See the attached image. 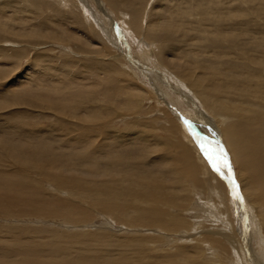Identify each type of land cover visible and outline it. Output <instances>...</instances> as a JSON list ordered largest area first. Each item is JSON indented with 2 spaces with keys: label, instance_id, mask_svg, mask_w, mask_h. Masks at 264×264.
Returning <instances> with one entry per match:
<instances>
[{
  "label": "rangeland",
  "instance_id": "rangeland-1",
  "mask_svg": "<svg viewBox=\"0 0 264 264\" xmlns=\"http://www.w3.org/2000/svg\"><path fill=\"white\" fill-rule=\"evenodd\" d=\"M197 8L203 11V16H206L205 21H201L199 23L197 22L196 19L199 13V11H195ZM225 13H227L228 16H221V14L224 15ZM153 17L155 18L154 21L152 20ZM240 19L242 21H240ZM246 19L248 22L252 20L250 23H246L247 30L253 33L251 35L253 38L257 37L254 40V47L257 45L256 48L258 50L255 49V51L252 52V55H257V59L262 61L264 60V52H262L264 51V0H0V165L4 164V166L1 165L3 166V169H0V171L6 172L5 168H7L9 164L11 165L10 168L8 167L10 169V172H8L7 175L9 176L7 178L8 183L5 184V190L0 188L1 191H5L7 193L9 191L6 190L7 185L10 188L11 183L14 185L19 181L20 183L23 181V184L31 182L35 187L36 185H39V188L42 187V189L45 190L44 193L41 192L42 189L40 191L41 196L43 197H47L45 196V193L47 192L48 194L50 193L49 196L53 195L54 190L50 189L49 185H46L47 182L50 184L49 181L45 177H36L34 174L30 175L29 171L25 169L17 158L21 160V158L31 156L32 158L35 157L43 160L46 155L50 157V154H52L51 157L57 158L60 154L62 158L59 157L57 159L60 162L57 165L58 168H65V170H71L73 168L78 169V164H76L73 159L74 154L76 153L70 145L71 138H67V136L69 137L71 134L67 135V133H73V137H77L79 139L80 147H76L75 149L80 151H83L84 149L85 151L87 148L86 134L83 132L87 131V128L80 126V122L77 120L76 116L79 118L82 115L88 120L90 117L93 118L92 116H96L99 125L103 124L94 128V130H99V133L101 131L100 134L97 133L99 135L103 133V129L105 131H123L125 128L130 127L133 129V121L135 122V128L133 130L134 137L129 140L130 142L127 141L123 145L124 147L121 146L120 148L118 144H114V139H99V142L95 143L92 148L94 146H100L97 155L100 157L104 156V159L105 156L109 158L108 166L111 170H107L113 172L112 174H119L121 170H126V173L135 166L137 174L139 175H143V172L146 175H158L160 182L166 185V191L170 192L172 196H176L179 203L186 200L183 203L184 211L182 212V216L188 222L186 224V229L183 230L186 231L185 233L189 232L192 236L187 238V242L185 243L183 242V239L186 237H181L182 232H180L179 243L192 249L189 252L190 254L186 255L189 257L194 255L192 256V264L193 262L195 264H226L227 261L225 256L220 254L222 257L220 256L221 258H219V261L211 254L210 248H216V245L213 243V239L220 240L223 236L221 235L223 233L222 231H226L228 228H231L230 234H235L236 237L239 238V241L241 239L243 249L242 251L240 250V255L244 256L246 253L247 264H249V258L252 252V255H256L257 259H260V261L264 263V249L260 245L261 240L258 239V236H254V239H250L252 240L254 250L249 247L247 234L251 228V219L254 218L253 223L256 221L258 223L260 222L259 219L253 216H256V212L250 202H245L246 200L244 199L243 204H241L237 199L236 203L232 201V197L234 198L232 187H230L229 183L222 179L221 176L214 171H211V173L214 174L219 181L225 183L227 186L229 185L227 190L222 189L227 192V195H225V197L223 196L224 201H222V204H219L216 198L209 197L207 190L199 187L200 185L196 182V179L201 180L206 176H204L205 173L203 171H200L197 175H191L190 173L189 175L186 174L188 177L186 175L184 177L187 179L183 177L185 182L179 186L176 178L184 171H181L179 168H172L171 164V167L168 165L169 163H172L171 161L177 160V158V161H179L180 158L182 160L183 156L181 155L183 154L178 151L176 143L179 138L178 136L181 135V131L185 133V125L190 128L189 130H193L194 125H188V118L191 117L193 121L196 122L195 135L197 134V138L204 143L205 147L207 146L205 141H207L206 139L208 138L216 140H214L215 142L210 140V143H208L209 147L213 149L215 146L221 145L226 150L232 165L236 183L239 186L238 191L241 190V186L239 185L241 179L238 175L240 168H238L236 158L232 155L233 153L230 148H226L228 145L225 143L224 145L219 144L221 143L219 139L212 136H219L218 126H220V128H227L230 126L231 121L223 123L222 117L225 116L223 114H216V118H214L212 116L213 114L207 111L210 109L208 107L207 97L203 94L204 89H210V87L215 86L216 83L219 85L226 79L231 81L233 77H238L235 76L239 75L238 72H236L233 68H228V70L220 66L219 63L222 61H214L213 63L210 61L211 65H205V68L209 71L211 70L215 74L217 73L218 76L217 74L213 75V79L205 85L206 88L205 86L197 87V90L194 86L192 87L191 84H188L184 79L177 76L175 72L177 69L175 67V69L173 68L175 71L167 70L166 65H168V63L165 59L168 58L161 56L159 49H157L158 51L156 53H147L145 47L151 48L153 44L143 37L145 30L158 34L155 29H157L156 27L159 24L158 28L161 29L163 27L162 24H169L170 26L172 24H179L180 22L183 28L187 26V29H192V32L194 33L199 32V25L202 24L208 31L203 32L202 36H218L225 31H231L234 29L239 32V35H242L244 28L242 29L241 24L243 25ZM132 20L135 21L136 26H132L130 24L132 23ZM123 22L128 23V29L123 27ZM244 26L245 24L243 27ZM102 27H104V29ZM123 38L126 39L127 43L124 42ZM207 38L208 37H206V39ZM193 42L194 40L189 41V46H186L185 48L189 50L190 56L192 59H195V61L203 60L207 57L215 58L216 60H228L240 56L239 53L230 54L216 47L202 49L196 44L194 45ZM190 44H192V47ZM117 45L120 48L122 47L126 56L130 57L131 60H123L120 65V63H116L110 58L112 57V54L121 53L123 55V53L117 48ZM260 46H262V48ZM108 49L112 52L111 54ZM181 54L182 53H180V55ZM195 55L199 58L197 59ZM181 56L173 58L170 56V58L174 59L173 61L178 63L180 62L179 60ZM186 58L188 59L185 54L181 57V61ZM168 60L171 61L170 59ZM139 63H143L144 65L146 64L148 67L147 71L146 69H143V65H140ZM192 66L194 65H191V67ZM149 68L152 72L148 71ZM157 69L159 71H157ZM198 69L202 70L203 73L196 71ZM206 69L194 66L192 73L196 78L206 79L210 74L204 72ZM123 70L127 72L124 73L125 76H122L123 74L119 75L118 71L119 73H123ZM261 71L259 72V77L254 80V83L242 79V86L246 87L248 85L247 88L249 89L251 85L264 90V66ZM132 74L134 75L133 77ZM110 75L114 76L115 80L114 82L108 84L107 79ZM242 77L244 78V76ZM248 78L251 77L248 76ZM175 79H179L181 81L178 80L177 82ZM132 80L134 82L137 81L140 85V87L134 92H130L132 91L131 89L129 90V88L132 87L129 81ZM127 84L129 86L127 90L130 92V95L125 87ZM181 85L183 89H181ZM133 87H136V84L133 85ZM121 89H124L123 92ZM228 90L231 92L228 96L238 99L239 103H242L243 100L241 98H244V100L247 101V103H243L245 106L256 109H261L260 107H262V111H264V93L262 95H258L260 98H256L255 96H247V98H245L238 97V95L235 97L233 93L241 92L247 95L249 91H232L230 86L228 87ZM118 91L122 92V95L117 96L116 93H118ZM145 91L147 93H144ZM206 92L211 94L209 90ZM125 95L133 98V103L131 101V105L125 101ZM106 105L120 109L131 108L132 110L128 117H126L127 115L123 116L119 111L122 117L116 116L114 119H110L108 122L109 124H107V119L105 117L107 116L106 114L110 115L112 113L114 116V111L109 107L107 109ZM145 109L146 111H144ZM216 110L217 111L215 112L217 113L223 112L221 109ZM101 112L102 114L100 116ZM200 114L202 117H200ZM173 120H175L178 125L180 123L181 128L178 129L179 132L178 130H172L171 126L175 124V121ZM209 126L216 129L217 133L213 134L208 131V129H210ZM73 128H78L76 130L77 132H74L72 130ZM66 129L70 131L67 132ZM203 133H205L207 138ZM207 133L209 135H207ZM138 134L149 136H147V139H142L141 137L136 138ZM220 136L223 140L222 134ZM175 137L177 138L175 139ZM211 143L215 144L212 145ZM133 147L135 149H133ZM136 147L138 149H136ZM165 147L166 150H164ZM114 151H119V153H114ZM146 157H148V159ZM59 159L64 161L61 163V160ZM131 160L132 163L128 164ZM134 160H136L137 163ZM120 162L122 165H119ZM126 162L128 163L125 164ZM115 165L117 167H113ZM80 166L82 167V164H80ZM192 183H194V186H192ZM18 190L19 191L17 192L20 193L19 188ZM200 190L202 192H199ZM198 192L200 193V196L204 195L201 196L200 199ZM239 194H244L243 190H241ZM64 195L61 197H65ZM229 196L231 197L230 202ZM224 203H226V206L222 208L221 206H223ZM192 206H194L195 209H193ZM261 208L263 209L262 206ZM61 210L59 213L62 214V219H67L68 225L61 221H58L57 223L54 220H46V223L43 221L35 224L33 223V219L36 218L35 216H20L25 220H33H29L30 223L21 224V222H18L7 225L13 220H21L22 218L14 216L8 218L5 217L8 220L4 221V224H2L3 222H0V231H4L3 233H0V240H7L8 236L5 231L10 229V225H21L20 227L27 232L38 231L35 227H39L38 229L45 228L46 230L44 231L58 229L56 230L58 231L57 233L69 232V229H71V223L68 222L70 217L66 218L63 216H70V213L67 214L66 210H62L64 212ZM204 210H206V212H203ZM263 210H261L260 214L264 213ZM171 212L176 214L173 210ZM177 214L179 215L180 213ZM247 220L248 224L246 223ZM89 221L85 222V224H91L93 222V220ZM72 224L77 225V223ZM85 224L78 223V225ZM94 224L97 223L93 222V225ZM230 224H232L231 227ZM109 225V228L113 229L117 224L112 222ZM197 226L200 227L196 228ZM193 227L196 228V230L192 229ZM99 228L100 227H85L82 230H74H76V232L90 231L94 233L96 232L94 230L101 232ZM252 228H254V226H252ZM59 230L61 231L59 232ZM72 231L73 229L69 232L70 234L67 233V236H74ZM253 231L254 230L252 229V232ZM123 233L128 234L127 232ZM129 234L135 235L136 232ZM141 234L142 233H137L136 235ZM112 235L115 237L118 236L115 234ZM218 236L219 238H217ZM117 238L120 237L118 236ZM206 238H208L209 241H206ZM60 241H53L54 243L48 242L46 246H39V252H42L43 254L42 261L44 263H54L51 260H56L57 262L60 261V253L62 254L63 260L58 262V264H71L69 262L70 260L73 264H80L78 262L86 263L84 260L69 257L68 255H72V253L69 250L62 249ZM7 244H10V242H7ZM209 245H211V247ZM110 246L113 245L104 244V248L98 251L105 252L107 254H115V258H118V254L123 257L125 251H127V249L122 247V245L113 246L116 249ZM163 246L164 248H167V245L165 246V242ZM229 246L232 247L230 244ZM24 247L33 248L27 242L25 245L15 247V249H17V251L24 250ZM83 248V246L80 248L77 247L76 250H80L81 254L84 253ZM110 248L114 249V251ZM173 248L175 249V246H173ZM173 248L170 249L171 254L174 253ZM195 248L196 252L199 253L198 255H195ZM53 253L55 255L57 254L59 258L51 259ZM93 253L91 257L92 264L95 262V260L92 259L94 257ZM213 253L215 252L213 251ZM31 254H36V252L33 251ZM2 255H4V253H0L1 257ZM27 255L26 253L24 254V251H22V254H16L15 252L14 255H10L12 259L10 262L12 264H21L26 261L32 263L35 260V255H29L28 253ZM6 257L9 258L8 255H6ZM73 260H75V262H73ZM43 262L40 264H44ZM135 263L136 261L133 262V264ZM182 263L185 264V261ZM164 264H172V261H165ZM173 264L178 263L174 261ZM186 264L189 263L186 262Z\"/></svg>",
  "mask_w": 264,
  "mask_h": 264
},
{
  "label": "bare ground",
  "instance_id": "bare-ground-1",
  "mask_svg": "<svg viewBox=\"0 0 264 264\" xmlns=\"http://www.w3.org/2000/svg\"><path fill=\"white\" fill-rule=\"evenodd\" d=\"M195 11H197V12L199 11V13L197 15V19H196L197 22L199 23L201 21H205L206 16H203L204 15L203 11L201 9L199 10L198 8L195 9ZM221 16H228V15H227V13H225L224 15L221 14ZM154 17H156V16H154ZM154 17L152 19L153 21L155 19ZM126 18H128V17H126ZM157 18H158V15H157ZM161 19H162V16H161ZM180 19H182V18H180ZM240 21H242V20L240 19ZM250 21H252V20H250ZM250 21L248 22L246 19V21L244 23L245 24L244 27H243L244 24L243 25L241 24L242 29L244 28L242 35H239V32L234 29L231 31H225L224 33H222L218 36H216V35L202 36L203 32H208L205 26H203L202 24L199 25V32L194 33V32H192V29L191 30L187 29V26H185L183 28L181 26V22L179 24H174L175 26L173 24L170 26H169V24L168 25L162 24L163 27L161 29L158 28V26L160 24L157 25V27H156L157 29H155V30H157L158 34L151 33L152 31H147V30H145L144 33L143 32L142 33L144 35L143 36L144 39L146 38L148 41H150L153 44V46L151 48L145 47L146 52L147 53H151V52L156 53L158 51L157 49H159L161 56H165L171 60V61H169L168 59H165L166 62L168 63V65H166L167 70H174L176 68L177 71H175V70L174 71L176 72L177 76L184 79L188 84H191L192 87L194 86L196 89H197V87L205 86L211 79H213L212 78L213 75L217 74V73L215 74L211 70L209 71L205 68V65H208V66L211 65L210 61L212 63L214 61H222L220 63L219 62H217V63H219V65L224 67L225 69L233 68L236 72H238L239 75H235V76H238L240 78L233 77L231 81L226 79L225 81H222L219 85H217V83H216V85L213 87H210V89H208V88L204 89L203 94L206 95V97H207L208 107L210 109L207 111L211 112L213 114L212 116L214 118H216L215 117L216 114H223V115H225L224 117H227V118L222 117L223 123H227V122L231 121L230 126L227 128H224L222 126H221L222 128H220V126H218L219 129L218 128L217 129L219 131V136H217V135H212V136L219 139V141L221 142L219 144L224 145V143H225L226 145H228V146H226V148L227 147L230 148L231 152L233 153L232 155L236 158L238 168H240V170L238 169L239 170L238 175L240 176V179H241V180L239 179L240 180L239 185L241 186V190H243V193H244L241 195L244 196V197L243 196L242 197L244 200H246L245 202H250V204L252 205V207L255 209V212H256V216L255 215H253V216L256 217L257 219H259V221H260L259 222L260 224L257 221H256L257 224H256V222L253 223L254 218H252L251 219V228L249 229L248 234H247V237L249 240L248 241L249 247H251L254 250V248L252 246V240H250V239H254V236L259 237L258 239L261 240L260 245L264 249V213L260 214L261 210L264 209V111H262V107H260L261 109H256L253 107L245 106L243 103H247V101H245L244 98H241L243 100V102L239 103L238 99H235L234 97L228 96L229 94H231V92L228 90L229 86L231 87L232 91H238V92L239 91H249V93L247 95H245V93H241V92L240 93H233V95L235 97H237V95H238V97H245V98H247V96H253V97L255 96L256 98H260V97H258V95H262L264 93V90L262 88L251 86L249 84L250 87L248 89L247 88L248 85L245 84L247 86L243 87L242 86L243 83L241 82V80L243 79V80H248L251 83H254V80L259 77V72L261 71L262 67L264 66V64H263L264 60L260 61L257 59V57H256L257 55H255V54L252 55V52L255 51V49H257L256 48L257 45L254 47V40L257 37L253 38V36H251L253 33H251L246 28V25H247L246 23L247 22L250 23ZM130 24L132 26H136V23L134 20H132V23H130ZM122 25L125 29L129 28L128 23L123 22ZM261 25H263V24H261ZM166 26H167V28H166ZM102 28L104 29V27H102ZM159 31L162 33H160ZM130 34H131V32H130ZM206 37H208V38L206 39ZM193 40H194L193 44L194 45L196 44L197 46H199L202 49L203 48L209 49V48L216 47V48H220V49H222V51H226L227 53H230V54L239 53L240 56L236 57L237 56L236 55L235 56L236 58L228 59V60H221V59L216 60L215 58L207 57L203 60L195 61V59H192V57L190 56L189 50L185 48L186 46H189L188 45L189 41H193ZM117 43H118V41H117ZM146 44H147V42H146ZM114 45H116V44H114ZM144 45H145V43H144ZM146 46H148V45H146ZM190 46L192 47V44H190ZM260 47L262 48V46H260ZM117 48L119 49V51H121L123 53V55L121 53H119V54L117 53L114 55L112 54L111 55L112 57H110V58L113 61H115L116 63H120V65H121L122 64L121 62L123 60H126V59H127L126 61L131 60L130 57L126 56V53L123 51L122 47L120 48L118 46ZM109 52H110V54L112 53L110 50H109ZM262 52H264V51H262ZM114 53H116V52H114ZM180 53H182L181 54L182 56L186 54L188 59L186 58V59L181 61L182 56L180 55ZM110 54H108V55H110ZM170 56L172 58L181 56L180 60H179L180 62H178V63L174 62L173 61L174 59L170 58ZM198 58L199 57H197V59ZM145 59H147V58H145ZM132 64H134V63H132ZM139 64L143 65L142 66V67H144L143 69H146V71H147L148 67L146 66V64L145 65L143 63H139ZM191 65L198 66L202 69H206V71H204V72L208 73V74L210 73L209 76L206 79L194 77V74L192 73L193 72L192 69L194 66L191 67ZM121 71H122V69H121ZM148 71H151V69L149 68ZM157 71H159V70L157 69ZM196 71L203 73V71L199 70V69ZM124 73H127V72L124 71L123 73L122 72L119 73V71H118L119 75L123 74L122 76H125ZM240 75L244 76V78ZM133 76L134 75L132 74V77ZM217 76H218V74H217ZM248 76H250L251 78H248ZM197 77H198V75H197ZM107 80H108V84H109V83L114 82L115 79H114V76L110 75ZM178 80H176V81L178 82ZM179 81H181V80H179ZM129 83L132 86L129 88V90L130 89L132 90L130 92H134V91H136V89H138L140 87V85L137 81L134 82L132 80V81H129ZM135 84H136V87H133V85H135ZM177 85H179V84H177ZM182 85H181V89H183ZM125 87L127 90V88L129 87L128 84ZM205 88H206V86H205ZM123 90L121 89L122 92H123ZM207 90H209L211 94H208L209 92L207 93L206 92ZM122 92L118 91V93H116L117 96L122 95ZM127 92H128V90H127ZM130 92H128V94ZM144 93H147V92L145 91ZM197 97H199V96H197ZM125 101L131 105L133 103V98L129 97L128 95H125ZM131 101H132V103H131ZM204 101H206V100H204ZM108 107L114 111V116L112 115V113L110 115L106 114L107 116H105V117L107 119L106 120L107 124H109L108 122L110 121V119H112V118L114 119V117H116V116L122 117L121 113L123 116L127 115L126 117H128V115L131 113V110H132L131 108L120 109V108L111 107V106H107V109H108ZM216 109H221L223 112L217 113V112H215V111H217ZM119 111L121 113H119ZM144 111H146V109ZM163 111H164V109H163ZM132 112H134V111H132ZM201 113H202V111H201ZM203 113H205V112H203ZM101 114H102V112L100 113V116H101ZM61 115H63V114H61ZM66 117H67V115H66ZM76 117H77V120H79V122H80V126H84L87 128V131L83 132L84 134H86V145H87L86 150L85 151H84V149H83V151L76 150L75 149L76 147H78V148L80 147L79 139L77 137H73V133H67L70 130L66 129L67 132L66 131L65 132L67 133V135L71 134L69 137L67 135L66 136L69 139L71 138L70 139L71 140L70 145L72 146L73 151L75 150V153H76V154H74L73 159H74L75 163L78 164V167H77L78 169L73 168L71 170H68V169L65 170V168L64 169H62L60 167L58 168L57 165L60 162L57 159L59 157H61L60 154L58 155L57 158L51 157L52 154H50V157H48L46 155L45 159H43V160L39 159V158L37 159L35 157L32 158L31 156L21 158V160L19 158H17V160L20 161V163L25 167V169L27 171H29L30 175L34 174L36 177L37 176L45 177L49 181L50 184H48V182H47L46 185H49L50 189L54 190L53 195L49 196L50 193L48 194V192H47V193H45L46 194L45 196H47V197H43V196H41V193H40L42 187L39 188L38 187L39 185H36V187H35L34 185H32L31 182H28V183L26 182V184H23L22 183L23 181L21 183L19 181L18 183L14 184V185L11 183L10 188L7 185L6 190H9L7 193L5 191H1V189L5 190V184L8 183L7 178L9 176H7V175H8V172H10L9 168L11 165L9 164V166H8L9 168L8 167L5 168L6 166L4 167L6 169V172L0 171V188H1L0 189V222L1 223L3 222L2 224L5 223L4 221L8 220L6 218L11 217V216H14V217L35 216L36 218L33 219L34 220L33 221L30 219L25 220L22 217H20V218H22L21 220L20 219L19 220L18 219H16V220L12 219L13 221L9 222L7 225H9L10 223L13 224V223H18V222H21V224H25V223H30V221H33V223L36 224V223L43 222V221L45 222L46 220H54L57 223H58V221H61V222H64L67 224V219H65V218L62 219V216H61L62 214L59 213V211L62 209V210H66L67 214L70 213V216L66 215L63 217H66V218L70 217L69 218L70 220H68V222L71 223L70 228L73 229L72 232L74 233V236L73 235L67 236L68 234H70L69 232L71 231V229H69L70 231L67 229L69 232H62L61 233L60 232L61 230H59L60 233H57L58 231H56V230H58V229H54L52 231H44V230H46L45 228L44 229H42V228L38 229L39 227L38 228L35 227L38 231L27 232L26 230H23L22 227H20L21 225L20 226L10 225V229L5 231L6 235L8 236L7 240H5V239L0 240V245L2 246V247L0 246V253H2V254L4 253V255H2V257L0 256V258H1L0 264H12L10 262V260H12L10 255H12V254L14 255L15 252H16V254H19V253L22 254V251H24V254L26 253V255H27V253L29 255H35V260L32 263L29 261H26L25 263H21V264H40L43 262L42 261L43 254H42V252H39V249H40L39 246H41V247L46 246V244L48 242L54 243L53 241L58 242L60 240H61L60 243L62 244V249L69 250L72 253V255H68L69 257L84 260L86 262V263L78 262L80 264H92L91 257H92L93 252H94L93 253L94 257L92 259L95 260V262L93 264H133V262H135V261H136L135 264H164L165 261H168V260L172 261V264L174 261H176L178 264H183L182 263L183 261H185V264H186V262H188L189 264H192V261H193L192 256H194V255H192L190 257L186 256V255L190 254L189 252L192 249H190L188 246H183L184 244L182 245L181 243H179L180 232H182L181 237H184V236L186 237L185 239H183V242H185V243L187 242V238L192 236V234H190L189 232L185 233L186 231L183 230V229H186V224L188 222L182 216V212L184 211L183 203L186 200L182 201V203L181 202L179 203L178 200L176 199V196H172V194L170 192L166 191L167 187L165 184L160 182V180L158 179L159 178L158 175L157 176L156 175H148V174L146 175L144 172L142 173L143 175H139V174H137V170H136L135 166L130 169L131 171L129 170L126 173H125L126 170H121L119 172V174L118 173L117 174L115 173V175L112 174L113 172L107 170V169L111 170L110 167L108 166L109 165V158L107 156H105V159H104V156L100 157L97 155V152L99 151L100 146H94L92 148V146L95 143L99 142V139H107V140L108 139H114L115 140L114 144H118L121 148V146H123L127 141L131 140V138L134 137L133 136V130L135 128V125H134L135 122L132 121L133 129L131 127L125 128L123 130L124 132L122 130H106L105 131L103 129V133L101 135H99L101 133V131L99 133L98 132L99 130L98 131L94 130V128L99 127L103 124L99 125V123L97 122L96 116H92L93 118L90 117L89 120L84 118L82 115L79 118H78V116H76ZM200 117H202L201 114H200ZM64 118H65V116H64ZM169 120L172 121L171 119H169ZM175 120H173V121H175ZM195 120H196V118H195ZM102 121H103V119H102ZM205 121H206V119H205ZM64 122H66V121H64ZM188 122H189L188 125H191V124L194 125V128L192 127L194 131L189 130L190 128H188L187 125H185L184 126L185 133H183L181 131V135L178 136L179 138H178L177 143H176L178 151L183 154V155L180 154L181 156H183L182 160L180 158L181 162H180V160L177 161L178 160V158H177V160L171 161L172 163L168 162L169 163L168 165H169V167L172 166V168H179V169H181V171H184V172H182V174L179 177L176 178V176H175V178L177 180V184L179 183V186H181V184L183 182H185L184 176L186 174L189 175V173H190L191 175H197V174H199L200 171H203L205 173L204 176L205 175L206 176L203 177L201 180L196 179V182L200 185L199 187L207 190L209 197L216 198L218 203L222 204V201H224L223 196L225 197V195H227V192L225 190L228 189L229 185L227 186L225 183H222L221 181H219L217 179V177L214 174L211 173V171H213V170H211V167L207 163L205 157L201 154V152H200L201 148H200L199 144L196 143V139H194L193 135H192L193 133L195 134V131H196V127H195L196 122H194L191 117L188 118ZM171 128L173 131L178 130L179 128H181L180 123L178 125V123L175 121V124H173L171 126ZM77 129L73 128L72 130L74 132H77L76 131ZM107 129H108V127H107ZM208 131H210L213 134L217 133V130L214 129L213 127L212 128L210 127V129H208ZM178 132H179V130H178ZM220 132L222 134L223 140L220 136L221 135ZM97 133H99V134H97ZM203 134L205 135V133H203ZM207 135H209V134L207 133ZM147 136H149V135L138 134L136 138L141 137L142 139H144V138L147 139ZM205 137H206V135H205ZM176 138L177 137H175V139ZM206 140L207 141H205V142H206V145L208 146V143H210L211 139L207 138ZM214 140L215 139H212L211 141H214ZM224 140H225V142H224ZM184 141H186V142H184ZM160 143H161V141H160ZM214 144L215 143H213L212 145H214ZM215 147H217V146H215ZM142 148H144V147H142ZM207 148H211V147L208 146ZM133 149H135V148L133 147ZM136 149H138V148L136 147ZM164 150H166V147ZM115 152L116 151H114V153ZM116 153H119V151ZM166 155H167V153H166ZM127 156H128V154H127ZM139 157H140V155H139ZM176 157H178V156H176ZM146 158L148 159V157H146ZM173 159H174V156H173ZM59 160H61V163L64 161L62 159H59ZM134 161L137 163L136 160H134ZM138 162H139V160H138ZM127 163L128 162H126L125 164H127ZM130 163H132V160L128 164H130ZM76 164H75V166H76ZM80 164H82V167L80 166ZM120 164L122 165L121 162L119 163V165ZM170 164H171V166H170ZM1 165L4 166V164H1ZM1 165H0V167H1L0 169H3L2 168L3 166H1ZM113 167H117V166L115 165ZM186 171H187V173H186ZM24 172H26V171H24ZM237 173H238V171H237ZM241 173H242V176H241ZM225 174H227L226 170H225ZM175 175H176V173H175ZM196 178H197V176H196ZM3 179H5V180H3ZM185 179H187V178H185ZM2 181H4V182H2ZM197 183H195V184H197ZM193 184L194 183H192V186H194ZM42 185H43V183H42ZM44 185H45V183H44ZM18 188L20 189V193L17 192V191H19ZM222 189H225V190H222ZM241 190L238 192H241ZM41 192L44 193L45 190L42 189ZM50 192H52V191H50ZM199 192H202V191L200 190ZM199 192H198V194H199V199H200V197L204 196V195L200 196ZM64 194H66V195H64ZM63 195L65 197H61ZM196 196H197V194H196ZM183 199H185V198H183ZM230 201H231V197L229 196V202ZM232 201H234L236 203V199L233 197H232ZM197 202H198V200H197ZM194 206H192L193 209H195ZM225 206H226V203H224V205L221 207L224 208ZM261 206L263 207V209L261 208ZM172 210L175 211L176 214H173L171 212ZM250 210H252V209H250ZM62 212H64V211H62ZM203 212H206V210H204ZM263 212H264V210H263ZM177 213H180V214L178 215ZM248 214H251V213H248ZM100 216H102V217H100ZM89 220H93V222H96L97 224L93 225V222L91 224H85V222H87ZM111 221L113 223L117 224L113 229L109 228V226H110L109 224L112 223ZM226 222H228V221H226ZM72 223H77V225H73ZM78 223H83L85 225H78ZM120 223H122V224H120ZM246 223L248 224V220ZM254 224H256V225H254ZM41 225H42V223H41ZM54 225H56V224H54ZM231 225L232 224H230V227H231ZM194 226H195V224H194ZM252 226H254V228H252ZM85 227H94V228L100 227L99 229L101 230V232H99L98 230H94V231H96L94 233H92L90 231L76 232V230H74V229L82 230ZM198 227H200V226H197L196 228H198ZM58 228H59V226H58ZM64 228H65V226H64ZM196 228L193 227L192 229L196 230ZM245 228H246V226H245ZM252 229L254 230L253 232H252ZM239 230H240V228H239ZM3 232L4 231H0V233H3ZM123 232H127L128 234H124ZM134 232H136V234L137 233H139V234L142 233V234L141 235L129 234V233H134ZM208 232H207V234H208ZM222 232L223 233L221 235H223V236L220 240H217L216 238H215L216 240L213 239V243L216 245V248L215 249L210 248L211 254L213 256H215V258H217L218 260L222 256H225L228 264H247L248 262H246V253L244 256L240 255V250L242 251V249H243L242 244H241L242 243L241 239L239 241V238H237L235 234H230L231 228H228V230H226V231L224 230ZM65 234H66V236H65ZM112 234L118 235L120 238H117L118 236L115 237ZM44 237H46V238H44ZM41 238H44V239H41ZM217 238H219V236ZM205 240L207 241L208 238H206ZM7 242H10V244H7ZM27 242L33 248L24 247V250H18V251H17V249H15V247H19L20 245H25V243H27ZM164 242H165V246L167 245V248H164V246H163ZM211 243H212V240H211ZM104 244H109V245H113V246H121L122 245V247L126 248L127 251H125L124 255L122 254L123 257H121V255L118 254V258H115V256H116L115 254H107L105 252H99L98 251V250H102L104 248L103 247ZM229 244L233 248L230 247ZM82 246L84 247L83 248L84 253L80 254V250H76V248L77 247L80 248ZM113 246H110V247H113ZM173 246H175V249L173 248ZM209 246L211 247V245H209ZM113 248L116 249L115 247H113ZM172 248L174 249L173 254L170 253V249H172ZM114 249H111V250L114 251ZM33 251H35L36 254H31ZM194 251H195V255L199 254L196 252V248L194 249ZM213 251L215 253H213ZM252 253H251L250 258H249V264H264L260 261V259H257L256 255L255 256L252 255ZM220 254H222V256ZM6 255H8L9 258H7ZM44 257H45V255H44ZM212 257H211V259H212ZM57 258H59L58 255L57 254L55 255L53 253V256L51 257V259H57ZM61 260H63V258H62V254L60 253V261ZM51 261L54 263H44V262L43 263L44 264H58V262H60V261L57 262L56 260H51ZM69 262L71 264H73L71 260ZM73 262H75V260H73ZM13 264H15V263H13ZM193 264H195V263L193 262Z\"/></svg>",
  "mask_w": 264,
  "mask_h": 264
},
{
  "label": "snow or ice",
  "instance_id": "snow-or-ice-1",
  "mask_svg": "<svg viewBox=\"0 0 264 264\" xmlns=\"http://www.w3.org/2000/svg\"><path fill=\"white\" fill-rule=\"evenodd\" d=\"M187 123V122H186ZM193 138L196 139L197 143L201 148V152L204 155L207 163L211 169L221 176L222 179L226 180L232 187L233 196L241 204H243V197L238 192V184L236 183L231 162L228 158L226 150L222 146H217L213 149L206 148L199 138L193 133ZM225 170L227 174H225Z\"/></svg>",
  "mask_w": 264,
  "mask_h": 264
},
{
  "label": "water",
  "instance_id": "water-1",
  "mask_svg": "<svg viewBox=\"0 0 264 264\" xmlns=\"http://www.w3.org/2000/svg\"><path fill=\"white\" fill-rule=\"evenodd\" d=\"M123 40H124L125 43H127L125 38H123Z\"/></svg>",
  "mask_w": 264,
  "mask_h": 264
}]
</instances>
